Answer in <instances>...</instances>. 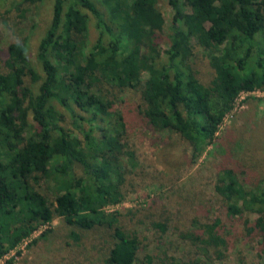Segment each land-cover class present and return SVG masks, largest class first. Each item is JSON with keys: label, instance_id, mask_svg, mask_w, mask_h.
<instances>
[{"label": "trees", "instance_id": "obj_1", "mask_svg": "<svg viewBox=\"0 0 264 264\" xmlns=\"http://www.w3.org/2000/svg\"><path fill=\"white\" fill-rule=\"evenodd\" d=\"M160 1L52 0L34 56L27 38L0 56V260L61 219L76 246L86 247L87 232L109 233L101 264H154L153 255L140 257L146 236L139 209L127 214L131 230L119 211H106L127 199L129 177L139 167L128 120L111 96L135 91L143 123L180 135L197 154L217 145L241 93L264 90V0H167L174 21L165 50ZM199 50L212 69L206 83L196 69ZM50 177L68 190L55 191ZM215 189L222 214L195 219L182 234L201 255L172 256L169 264L224 260L230 248L224 227L236 215L261 238L264 264V178L224 166ZM168 220L152 226L166 234Z\"/></svg>", "mask_w": 264, "mask_h": 264}, {"label": "rangeland", "instance_id": "obj_2", "mask_svg": "<svg viewBox=\"0 0 264 264\" xmlns=\"http://www.w3.org/2000/svg\"><path fill=\"white\" fill-rule=\"evenodd\" d=\"M158 7L166 19L165 33L159 42L165 50L169 46L174 17L167 0H161ZM51 16L52 0H0V56H4L8 45L24 38L29 39L34 56ZM93 22L91 20V41L96 38ZM195 58L198 77L206 83L212 77L208 56L199 50ZM111 97L116 101L114 108L128 120V138L136 149L139 167L129 177L127 199L106 207V211H119L123 215L122 225L131 230L133 223L131 225V216L127 214L131 209H139L143 217L139 230L146 236L145 251L140 254L142 259L150 254L154 256V264H169L172 256L191 261L201 255V249L182 234L195 219L210 220L222 214L223 199L215 189L221 167L244 170L254 180L264 178V90L241 93L220 126L217 145H209L197 154L191 142L180 135L158 132L143 123L142 101L135 91L127 90L118 97L114 94ZM47 181L55 191L68 190L69 185L59 184L53 177ZM154 212L162 216L156 219ZM246 214L251 220L258 216ZM235 217L232 224L224 227L230 243L226 258L210 264H262L261 238L246 229L239 215ZM164 218L169 219L166 234L152 226V222ZM50 228L54 231L41 238ZM68 232L62 220L55 219L52 225L41 227L13 249L0 264H101L102 246L110 238L108 232L85 233L86 247L76 246ZM33 240L38 242L31 246Z\"/></svg>", "mask_w": 264, "mask_h": 264}, {"label": "built area", "instance_id": "obj_3", "mask_svg": "<svg viewBox=\"0 0 264 264\" xmlns=\"http://www.w3.org/2000/svg\"><path fill=\"white\" fill-rule=\"evenodd\" d=\"M257 91H260V90H257ZM254 92H256V91H254ZM43 227H48V226H43ZM29 239H30V238H29ZM26 240H28V239H26ZM23 242H24V241H23ZM17 247H18V246H17ZM6 256H7V255H6ZM2 259H3V258H2ZM2 259H1V260H2Z\"/></svg>", "mask_w": 264, "mask_h": 264}]
</instances>
